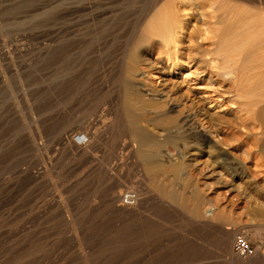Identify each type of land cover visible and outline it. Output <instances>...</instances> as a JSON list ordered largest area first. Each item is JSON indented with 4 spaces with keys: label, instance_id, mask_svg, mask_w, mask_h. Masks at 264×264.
I'll use <instances>...</instances> for the list:
<instances>
[{
    "label": "rangeland",
    "instance_id": "374dc122",
    "mask_svg": "<svg viewBox=\"0 0 264 264\" xmlns=\"http://www.w3.org/2000/svg\"><path fill=\"white\" fill-rule=\"evenodd\" d=\"M168 1L0 0V264H234L232 259L240 258L233 251L234 239L228 257L219 241L221 227L249 239L256 255L243 260L264 264V222L253 213L254 198L264 195L263 163L251 181L248 172L241 176L246 177L244 185L259 189L249 197L230 192L236 178L218 184L206 155L197 168L159 177L155 183L141 160L115 159L125 141L114 125L124 57L142 31L145 15L157 14ZM198 1L213 22H220L212 27L219 33L225 28L224 33L233 34L232 24L264 16V0ZM211 43L202 40L194 51L196 59L206 61L203 65L216 57L217 47ZM150 58L158 60V53L153 51ZM208 72L215 76V69ZM156 75L153 83L159 84L160 73ZM187 80L180 90L192 99L194 92L211 88L204 78L190 75ZM223 115V123L233 122ZM84 116L98 128L107 127L101 128L96 148L82 153L75 144L91 143V135L69 131L49 151L58 158L53 181L22 174L41 169L42 153L31 142L39 119L49 126L48 135L36 139L42 148L68 120ZM94 156L93 163L83 161ZM170 159L173 165L180 163L173 153ZM103 162L109 172L98 174L97 164ZM202 164L212 167L206 170ZM159 188L174 193L177 202L161 197ZM198 193L205 199L203 213L209 204L220 208L216 222L210 221L212 212L205 221L192 216ZM127 194L139 202L138 212L120 213Z\"/></svg>",
    "mask_w": 264,
    "mask_h": 264
},
{
    "label": "bare ground",
    "instance_id": "6f19581e",
    "mask_svg": "<svg viewBox=\"0 0 264 264\" xmlns=\"http://www.w3.org/2000/svg\"><path fill=\"white\" fill-rule=\"evenodd\" d=\"M200 3L198 0H170L157 14L145 15L142 31L124 57L126 65L118 87L119 96L114 111L115 124H113L117 126L120 136L124 137L125 141L122 152L114 158L122 161L131 156L141 160L147 176L155 183L159 177H170V175L174 176V173L197 168L201 155H206L213 164L211 171L219 176L218 184H221L225 178H236L238 180L230 182V192L236 191L237 194L245 196L249 194L250 197L252 191L256 192L258 187L244 185L242 182L246 177L241 176L248 172L250 174L248 179L251 181L255 177L253 175L258 174L262 163L264 165V16L260 18L251 15L253 17L243 20L240 15L243 21L232 24L236 25L233 34L224 33L225 23L222 24L223 32L219 33L212 27L220 22H213V16L208 15L207 8L202 6L204 3L201 5ZM197 15L199 20L196 19ZM237 18L235 16L234 20L237 21ZM229 21L231 22V18ZM196 34L199 36L197 37ZM208 39L217 47L216 57L208 61L209 65H203L206 61L196 59L194 51L202 44V40ZM153 51L159 56L156 61L150 58ZM143 64L146 69L141 68ZM186 68L194 71L187 74L183 72ZM210 68L215 69V76L208 72ZM157 73H160L159 84L153 83L152 79ZM190 75L206 79L210 84L208 86L211 87L210 90L199 93L193 91V99L190 98L189 94L180 90ZM170 77L176 78L175 84H172ZM221 97H223L222 101L219 100ZM229 105L234 108L229 109ZM223 114L231 116L233 122L223 123ZM87 117L68 120L58 136L51 138L49 144L42 148H38L36 139L48 135L49 126L47 120L39 119L34 127L31 142L36 151L42 153L41 169L36 173L26 169L22 174L35 181L52 179L58 158L56 152L53 155L49 151L53 143L61 142L69 131L91 135L90 144L88 141L81 145L75 144L84 149L82 153L86 154L88 147L96 148L102 141L101 128L104 126L96 127L89 123L90 119ZM171 153L178 159L179 164H171ZM90 157L83 161L85 163L96 161L95 156ZM107 165L108 163L104 162L97 164L98 174H107L109 172ZM202 166L206 170L212 167L209 164ZM93 169L92 171L95 172ZM157 192L161 197L173 203L177 202L174 193L170 191L165 193L161 188ZM115 202L116 198L114 204ZM137 203L139 202L134 195L127 194L124 203H121L120 213L138 212ZM204 203L205 199L198 193L192 216L196 221H205L210 216H206L207 212H212L210 221L216 222L220 208H214L209 204L207 212L203 213L201 206ZM253 204L255 219L264 222V195L258 194ZM217 232L220 236V244L224 247L222 252L231 257V244L235 233L231 229L222 227ZM232 262L262 264L261 260L247 262L242 257L234 258Z\"/></svg>",
    "mask_w": 264,
    "mask_h": 264
},
{
    "label": "built area",
    "instance_id": "2783aa9c",
    "mask_svg": "<svg viewBox=\"0 0 264 264\" xmlns=\"http://www.w3.org/2000/svg\"><path fill=\"white\" fill-rule=\"evenodd\" d=\"M233 251L236 255L248 259L256 255V250L242 232H237L234 237Z\"/></svg>",
    "mask_w": 264,
    "mask_h": 264
}]
</instances>
